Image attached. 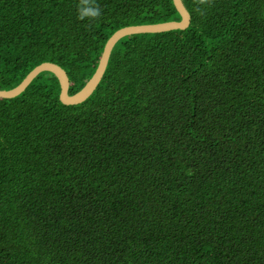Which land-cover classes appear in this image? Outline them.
<instances>
[{
  "label": "trees",
  "instance_id": "16d2710c",
  "mask_svg": "<svg viewBox=\"0 0 264 264\" xmlns=\"http://www.w3.org/2000/svg\"><path fill=\"white\" fill-rule=\"evenodd\" d=\"M125 37L84 103L42 73L0 98V264H264V0H182ZM0 0V89L74 95L173 0ZM202 7L204 11L198 12Z\"/></svg>",
  "mask_w": 264,
  "mask_h": 264
},
{
  "label": "water",
  "instance_id": "95a60500",
  "mask_svg": "<svg viewBox=\"0 0 264 264\" xmlns=\"http://www.w3.org/2000/svg\"><path fill=\"white\" fill-rule=\"evenodd\" d=\"M173 3L181 16L180 21H171L160 24L129 26L118 30L107 42L98 68L87 84L74 95L69 94L70 80L66 71L57 64L43 63L32 70L20 85L11 90H1L0 98L14 99L22 94L42 73H52L59 81L61 87L60 100L66 106H77L89 99L100 85L106 73L113 50L117 43L125 37L140 34H160L176 30H187L191 25V15L182 0H173Z\"/></svg>",
  "mask_w": 264,
  "mask_h": 264
},
{
  "label": "clouds",
  "instance_id": "9594fccd",
  "mask_svg": "<svg viewBox=\"0 0 264 264\" xmlns=\"http://www.w3.org/2000/svg\"><path fill=\"white\" fill-rule=\"evenodd\" d=\"M196 3L200 6H210L212 0H196ZM197 11L202 13L204 8L198 7ZM77 14L81 21L94 22L99 20L102 13L97 0H78Z\"/></svg>",
  "mask_w": 264,
  "mask_h": 264
}]
</instances>
